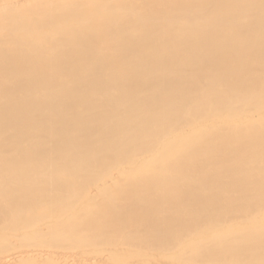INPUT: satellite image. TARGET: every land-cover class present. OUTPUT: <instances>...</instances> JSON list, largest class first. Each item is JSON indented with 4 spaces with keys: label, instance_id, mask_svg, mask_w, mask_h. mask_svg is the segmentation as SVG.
Wrapping results in <instances>:
<instances>
[{
    "label": "bare ground",
    "instance_id": "bare-ground-1",
    "mask_svg": "<svg viewBox=\"0 0 264 264\" xmlns=\"http://www.w3.org/2000/svg\"><path fill=\"white\" fill-rule=\"evenodd\" d=\"M0 0V264H264V0Z\"/></svg>",
    "mask_w": 264,
    "mask_h": 264
},
{
    "label": "rangeland",
    "instance_id": "rangeland-1",
    "mask_svg": "<svg viewBox=\"0 0 264 264\" xmlns=\"http://www.w3.org/2000/svg\"><path fill=\"white\" fill-rule=\"evenodd\" d=\"M3 1H5V2H9L8 0H3Z\"/></svg>",
    "mask_w": 264,
    "mask_h": 264
}]
</instances>
